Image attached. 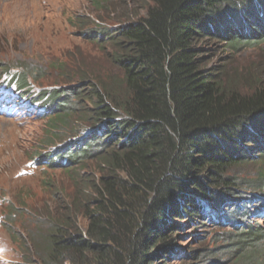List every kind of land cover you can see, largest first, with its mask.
Segmentation results:
<instances>
[{"label": "trees", "instance_id": "obj_1", "mask_svg": "<svg viewBox=\"0 0 264 264\" xmlns=\"http://www.w3.org/2000/svg\"><path fill=\"white\" fill-rule=\"evenodd\" d=\"M111 2L109 28L78 29L118 73L77 70L66 86L31 96L57 139L70 138L36 157V168L71 179L91 163L100 170L74 179L57 210L36 214L35 263L193 264L204 252L183 256L174 243L188 227L209 232L203 244L218 237L233 264H261L264 231L251 221L264 220V86L223 51L264 43V0L95 3ZM13 80L22 90L37 81L27 68ZM241 166L254 167V178L234 176Z\"/></svg>", "mask_w": 264, "mask_h": 264}, {"label": "rangeland", "instance_id": "obj_2", "mask_svg": "<svg viewBox=\"0 0 264 264\" xmlns=\"http://www.w3.org/2000/svg\"><path fill=\"white\" fill-rule=\"evenodd\" d=\"M95 2L0 0V74L8 67L18 71L27 68L29 74L37 80L35 83L30 81L34 92L41 88L50 90L66 86V79L75 77L77 70L88 69L102 79L117 74L118 71L107 60L102 49L84 41L79 34V21L84 24L87 22L89 28H93V24L102 28L110 27L107 10L112 9L114 2L108 5ZM132 6L130 3L134 9L135 4ZM221 52L218 54H223ZM223 52L227 58L230 55L233 57L230 67L251 74L257 71L264 86V43L243 47L237 52ZM219 55L214 56L212 65L223 61L224 57ZM22 94L20 98L16 97V103L29 104V93L24 91ZM50 128L48 120L34 112L15 119L0 117V264H36L28 233L33 231V224L39 214H49L45 210L50 206L57 210L63 205L69 199L68 195L75 191L77 184L74 179L78 181L81 177L92 180L93 175L97 176L100 172L96 167L98 165L91 163L82 172L74 169V177L71 179L64 170L36 168V157L70 140L68 136L57 133L62 139L59 141ZM234 176L243 180L253 179L255 168L241 166L234 170ZM77 183L81 185V182ZM258 195L264 201V192ZM251 222L253 228L259 227L264 231V220ZM180 231L176 235L179 238L174 237V243L178 242L180 250L185 251L183 256H189L193 251L204 252V258L193 261V264H233L235 259L232 254L225 253L222 246L217 244L218 237H214L213 242L203 244L209 232L204 233L202 229L195 231L188 227ZM226 231L233 232L231 228ZM258 249L264 254V243ZM180 260L177 257L169 259L173 264H187L191 259L183 257ZM259 260L264 264V256L263 260Z\"/></svg>", "mask_w": 264, "mask_h": 264}, {"label": "clouds", "instance_id": "obj_3", "mask_svg": "<svg viewBox=\"0 0 264 264\" xmlns=\"http://www.w3.org/2000/svg\"><path fill=\"white\" fill-rule=\"evenodd\" d=\"M13 69H14V67H13ZM6 71V70H5ZM16 75V74H15ZM52 88H50V90H51ZM41 90H46V88H41ZM50 90H46V91H50Z\"/></svg>", "mask_w": 264, "mask_h": 264}, {"label": "bare ground", "instance_id": "obj_4", "mask_svg": "<svg viewBox=\"0 0 264 264\" xmlns=\"http://www.w3.org/2000/svg\"><path fill=\"white\" fill-rule=\"evenodd\" d=\"M31 84H33V83H31Z\"/></svg>", "mask_w": 264, "mask_h": 264}]
</instances>
